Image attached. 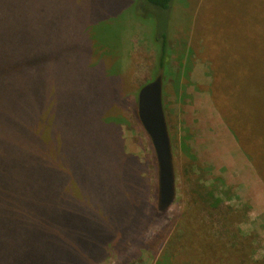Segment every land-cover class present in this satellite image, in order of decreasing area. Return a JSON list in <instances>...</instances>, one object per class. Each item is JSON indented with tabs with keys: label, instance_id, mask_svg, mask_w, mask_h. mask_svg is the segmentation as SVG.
Returning <instances> with one entry per match:
<instances>
[{
	"label": "trees",
	"instance_id": "16d2710c",
	"mask_svg": "<svg viewBox=\"0 0 264 264\" xmlns=\"http://www.w3.org/2000/svg\"><path fill=\"white\" fill-rule=\"evenodd\" d=\"M71 1L75 5L69 0H0V264H101L123 247L130 250L129 257L135 247L126 243L147 218L150 191L144 164L127 153L123 138L131 121L147 136L138 118V94L132 99L135 86L119 62L118 36L109 42V36L98 35H104L99 26L115 25L130 12L152 28L157 72L162 71L175 0ZM242 3L246 12L236 18L237 29L242 25L249 33L250 58L261 65L251 83L262 73L248 95L264 103V0ZM61 6L66 8L64 22ZM192 24V35L205 46ZM24 92L42 95L49 103L41 100L23 111L19 100L12 101L25 98ZM58 101L66 103L56 109ZM226 110L231 114L225 109L221 116L264 182V144H257L242 122L231 121ZM28 113L47 127L43 138L38 131L31 133ZM248 114L247 124L259 120L260 111ZM57 124L69 131L64 130L68 152L84 160L70 175L56 145ZM72 177L80 189L74 191H82L85 201L69 190ZM198 235L180 237L182 250L175 257L161 251V264H221L222 253L232 264H244L236 243L219 246Z\"/></svg>",
	"mask_w": 264,
	"mask_h": 264
},
{
	"label": "rangeland",
	"instance_id": "374dc122",
	"mask_svg": "<svg viewBox=\"0 0 264 264\" xmlns=\"http://www.w3.org/2000/svg\"><path fill=\"white\" fill-rule=\"evenodd\" d=\"M69 1V4L74 3ZM243 1L175 0L170 18L168 56L165 68L158 72L151 27L134 20L130 12L124 18H118L115 25L104 23L99 26L104 35H98L109 36V42L113 41V36H118L119 62L122 69H129L135 86L132 99L143 86L162 78L163 107L175 171L174 202L165 212H160L157 163L151 142L133 121L124 127L127 153L144 164L150 204L143 225L126 243L129 248L135 247L132 256L128 257L130 250L123 247L112 250L101 264H161L160 252L167 250V255L175 257L174 253L182 250L180 237L188 233L195 237L199 233L198 236L204 239L210 237L218 241L219 246L228 241H231L229 245L238 244L235 247L241 250L239 262L244 264H257L264 259V182L220 114L229 109L231 114L226 111L231 121L242 122L245 131L251 132L259 141L256 143L264 144V103L261 98L252 101L248 95L249 88L261 80V72L254 76L253 84L250 78L252 73L261 70V65L250 58L246 41L249 33L242 25L237 29L236 18L242 16L246 8ZM59 16L64 22L65 6L60 7ZM192 21L203 35L205 46L200 38L192 35ZM204 55L213 60H205ZM23 95L26 97L12 101L14 104L19 100L23 111L41 100L49 103L33 92L29 96L25 92ZM65 103L56 102V109ZM255 109L260 111L259 123L252 119L253 122L247 124L248 112ZM28 118L31 133L38 131L36 135L43 138L47 127L35 119L34 113H28ZM57 128L60 130L56 131V145L62 158L68 161L65 168L70 175L81 169L84 160L68 152L69 133L65 131H69L59 124ZM68 186L82 201V191H74V187L80 189L73 177ZM183 220L187 222L181 224ZM213 243L206 244H212L214 249L217 246ZM227 257L222 253L217 260L221 264H232Z\"/></svg>",
	"mask_w": 264,
	"mask_h": 264
},
{
	"label": "water",
	"instance_id": "95a60500",
	"mask_svg": "<svg viewBox=\"0 0 264 264\" xmlns=\"http://www.w3.org/2000/svg\"><path fill=\"white\" fill-rule=\"evenodd\" d=\"M162 78L143 86L137 99L140 124L154 150L158 172V207L165 212L175 199V171L162 98Z\"/></svg>",
	"mask_w": 264,
	"mask_h": 264
}]
</instances>
